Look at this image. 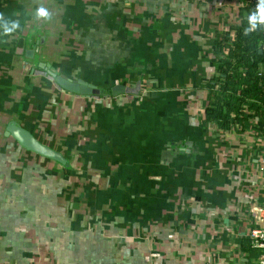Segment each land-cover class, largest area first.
I'll return each mask as SVG.
<instances>
[{
  "label": "crops",
  "instance_id": "0c3cea01",
  "mask_svg": "<svg viewBox=\"0 0 264 264\" xmlns=\"http://www.w3.org/2000/svg\"><path fill=\"white\" fill-rule=\"evenodd\" d=\"M242 1L0 0V264H257L264 124L203 111Z\"/></svg>",
  "mask_w": 264,
  "mask_h": 264
},
{
  "label": "trees",
  "instance_id": "16d2710c",
  "mask_svg": "<svg viewBox=\"0 0 264 264\" xmlns=\"http://www.w3.org/2000/svg\"><path fill=\"white\" fill-rule=\"evenodd\" d=\"M252 6L239 10V22L214 40L216 74L205 85L204 120L221 129L255 119L264 124V28L251 27ZM245 29H249L245 34Z\"/></svg>",
  "mask_w": 264,
  "mask_h": 264
},
{
  "label": "water",
  "instance_id": "95a60500",
  "mask_svg": "<svg viewBox=\"0 0 264 264\" xmlns=\"http://www.w3.org/2000/svg\"><path fill=\"white\" fill-rule=\"evenodd\" d=\"M41 43H42V38L40 42H38L35 45L34 52L37 53L39 51V45ZM41 67H42V70L39 71L38 73L47 74V77L50 80L54 81L57 87L67 89L73 92H80V91L84 92L85 91L88 94H90L93 91L92 87H89V86H87V89L83 88L82 85L84 83L81 80L80 81H70L60 75H56L53 71L50 70L49 67L47 68L46 67L44 68L43 66ZM96 91L99 92V90H96ZM8 129L11 132L12 136L20 143V145L24 146L26 149H29L42 156H46V157H49V158H52L54 160L61 162V158L58 153H56L49 147L41 144L39 141H37V139L33 137V135H31L28 131L19 127L16 123L9 125Z\"/></svg>",
  "mask_w": 264,
  "mask_h": 264
},
{
  "label": "built area",
  "instance_id": "2783aa9c",
  "mask_svg": "<svg viewBox=\"0 0 264 264\" xmlns=\"http://www.w3.org/2000/svg\"><path fill=\"white\" fill-rule=\"evenodd\" d=\"M258 0H243L242 7L252 6L254 9L257 8ZM264 28V23H260ZM253 27V25L251 26ZM261 49H264V33L260 43ZM259 171L262 178V187L264 191V156L261 158ZM255 227L251 230L250 239L253 247L258 249L259 257L257 264H264V209H260L259 214L255 215Z\"/></svg>",
  "mask_w": 264,
  "mask_h": 264
},
{
  "label": "clouds",
  "instance_id": "9594fccd",
  "mask_svg": "<svg viewBox=\"0 0 264 264\" xmlns=\"http://www.w3.org/2000/svg\"><path fill=\"white\" fill-rule=\"evenodd\" d=\"M35 18L36 19H45V20H50L51 19V13L48 11L47 8L40 6L36 9L35 11ZM3 19V15L0 14V20ZM249 23L255 26L257 22L259 23H264V0H258L257 8L256 11L251 13L248 16ZM4 28V35H9L13 33L15 30L20 28V23L19 21H13L11 25L9 26L8 23H4L3 25ZM249 29H245V34Z\"/></svg>",
  "mask_w": 264,
  "mask_h": 264
}]
</instances>
